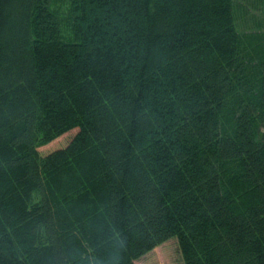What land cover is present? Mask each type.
Instances as JSON below:
<instances>
[{
  "label": "trees",
  "instance_id": "obj_1",
  "mask_svg": "<svg viewBox=\"0 0 264 264\" xmlns=\"http://www.w3.org/2000/svg\"><path fill=\"white\" fill-rule=\"evenodd\" d=\"M67 1L0 0V264L172 239L184 264H264V33L233 0Z\"/></svg>",
  "mask_w": 264,
  "mask_h": 264
},
{
  "label": "rangeland",
  "instance_id": "obj_2",
  "mask_svg": "<svg viewBox=\"0 0 264 264\" xmlns=\"http://www.w3.org/2000/svg\"><path fill=\"white\" fill-rule=\"evenodd\" d=\"M239 16V30L245 33H264V2L262 0H233ZM61 13L68 17L70 14L68 1L60 5ZM59 7V8H60ZM78 133L72 130L48 145L38 148L41 156H47L52 152L68 146ZM135 264H184L177 240H169L149 252Z\"/></svg>",
  "mask_w": 264,
  "mask_h": 264
}]
</instances>
